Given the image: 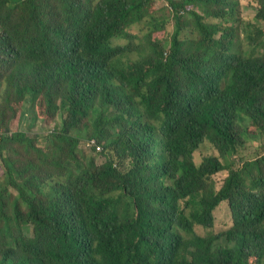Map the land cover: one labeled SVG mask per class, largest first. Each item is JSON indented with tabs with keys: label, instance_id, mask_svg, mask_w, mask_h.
Masks as SVG:
<instances>
[{
	"label": "trees",
	"instance_id": "obj_1",
	"mask_svg": "<svg viewBox=\"0 0 264 264\" xmlns=\"http://www.w3.org/2000/svg\"><path fill=\"white\" fill-rule=\"evenodd\" d=\"M164 1L0 0V264H264V153L239 154L264 145V0ZM222 203L232 227L198 234Z\"/></svg>",
	"mask_w": 264,
	"mask_h": 264
},
{
	"label": "rangeland",
	"instance_id": "obj_2",
	"mask_svg": "<svg viewBox=\"0 0 264 264\" xmlns=\"http://www.w3.org/2000/svg\"><path fill=\"white\" fill-rule=\"evenodd\" d=\"M259 0H238L239 6L236 7L237 14L242 17L246 21H253L256 15V7L258 6ZM88 4V3H87ZM165 6L164 0H155V8L158 10V13L160 17L165 15L162 10H160L162 7ZM91 7V6H90ZM229 8H226L225 11H227ZM195 10V9H194ZM203 10V9H202ZM205 11V10H204ZM169 15V11L168 14ZM166 29L162 32H159L156 34L159 38H166L170 39V37L173 34L174 31V22H169L166 27ZM264 28V25H263ZM133 33H139V28L136 27V25L132 28ZM184 35L193 37V33L187 29L184 33ZM241 38H243V34L241 33ZM243 42V41H242ZM245 43V42H243ZM33 104L32 109L27 110L26 115L23 116L21 125L25 129H28L27 135L32 138L34 133L40 132L47 135L48 133H51V127L56 123V116L52 117L46 110V107L44 103L37 102V103H31ZM24 111L25 107L21 104L20 106ZM7 107L4 105V103H0V116H2L4 113H6ZM136 111L140 112L138 110V105L136 106ZM142 116H145L142 112H140ZM61 114V113H60ZM65 114V113H64ZM63 115V114H61ZM19 120V114L16 118L15 126L18 124ZM1 133L3 132L0 129ZM118 131L116 127H113V129L110 132ZM2 136V135H1ZM86 139L82 140L85 141ZM81 141V142H82ZM79 152L85 154V150L83 149L82 145H79L78 148ZM90 153L88 155L93 156L95 158L96 164H102L105 163L106 157L103 153L101 154H95L93 152H87ZM264 153V145L262 142H248L245 144V146L241 147L239 149V154L244 160H251L256 158L259 154ZM211 154L218 155V151L209 143L204 142L199 149L194 153V162L199 165L203 161L205 157L210 156ZM229 176L227 171L219 172L211 176V180L216 188V190H220L225 185V178ZM214 216L216 217V226L210 230H205L201 227H196L197 233L199 234H206L208 232H211L213 234H218L222 232H226L229 228L233 225V218H232V211L231 208H229V205L227 203H222L216 210Z\"/></svg>",
	"mask_w": 264,
	"mask_h": 264
},
{
	"label": "clouds",
	"instance_id": "obj_3",
	"mask_svg": "<svg viewBox=\"0 0 264 264\" xmlns=\"http://www.w3.org/2000/svg\"><path fill=\"white\" fill-rule=\"evenodd\" d=\"M228 3H232L233 5H235V6H239V2H238V0H228V2H227V4ZM226 4V5H227ZM225 9H226V6H225ZM229 11H231V9H228L227 11H225V13H228ZM116 43H117V41H115ZM26 113L27 112H25V114H23L22 115V117L24 116V115H26ZM1 132V131H0ZM1 135H2V133H1ZM208 139L207 138H205L204 140H203V142L202 143H200V145H199V147L204 143V142H206ZM1 141V140H0ZM208 142V141H207ZM81 145H82V147H83V149L86 151V152H93V153H95L96 154V152L95 151H93L92 149H91V147H95V146H97V144H98V141H97V139H95V138H93V139H86L85 141H82L81 143H80ZM199 149V148H198ZM197 149V150H198ZM196 150V151H197ZM195 151V152H196ZM211 155H214V156H219V153H218V155H215V154H211ZM193 162H194V157H193ZM195 163V162H194ZM195 165L196 166H200V164L199 165H197L196 163H195ZM230 175V174H229ZM229 176H227L226 178H225V181H226V179L228 178Z\"/></svg>",
	"mask_w": 264,
	"mask_h": 264
},
{
	"label": "built area",
	"instance_id": "obj_4",
	"mask_svg": "<svg viewBox=\"0 0 264 264\" xmlns=\"http://www.w3.org/2000/svg\"><path fill=\"white\" fill-rule=\"evenodd\" d=\"M0 140H1V132H0Z\"/></svg>",
	"mask_w": 264,
	"mask_h": 264
}]
</instances>
